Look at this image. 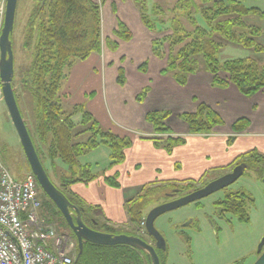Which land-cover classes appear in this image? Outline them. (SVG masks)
<instances>
[{
    "label": "trees",
    "instance_id": "16d2710c",
    "mask_svg": "<svg viewBox=\"0 0 264 264\" xmlns=\"http://www.w3.org/2000/svg\"><path fill=\"white\" fill-rule=\"evenodd\" d=\"M103 1L98 4L91 0H38L30 14V30L36 29L35 36H33V38L36 37V40L34 39L33 42V60L28 68L30 84L27 89V93L34 99L33 134L26 127L41 163L43 164V161L38 153L39 148L35 145L34 134L42 144L41 146L46 147L50 165L55 159H59L61 164L66 167L67 174L62 176L61 181L63 189L57 188L65 194L71 203L82 210L81 216L84 223L97 231L120 234L125 232L93 227L94 225L99 226V220L90 214L89 208L84 206L75 195L68 193L67 188L78 182L86 184L95 177L91 172L90 165L79 163L80 156L105 145L110 150V166L118 164L123 161L124 151L131 146V140L129 137H118L112 132L104 130L83 106H73L71 110H66L60 97L62 81L66 78L67 71L73 61L85 60L92 52L100 50L101 20L99 11ZM132 1L144 27L155 32V22L162 21L156 18L160 13L163 14L162 8L154 7L149 14L144 0ZM199 1L200 4L196 0L179 1L177 8L185 13V17L188 18L194 31L185 30L176 23V19L169 21L172 34L165 40L168 42L170 52L161 74L172 78L179 86H184L190 75L200 71L197 67L199 62L197 57H201L205 72L212 76V86L226 88L229 85H234L243 96L251 97L264 88V57L261 64L251 58L220 62L218 54L223 44L218 40L235 43L241 47L252 49L254 53H261L263 49L256 42V37L263 34V30L246 24L245 18L253 15L264 20V11L246 6L244 0ZM197 14L205 22L206 29L196 24L194 16ZM151 16H154L153 19ZM37 21H39L38 26H35ZM114 36L122 41H129L132 37L129 29L121 21L118 22ZM109 43L112 50L117 48L115 41ZM178 45L180 46L178 50L171 51ZM151 49L155 57L159 59L163 57L158 40L152 41ZM173 51L175 52L173 53ZM146 66V63L142 64L139 70L142 73L146 72ZM13 82L14 78L12 88L17 105H19V96ZM117 83L121 86L125 83L123 68L118 70ZM149 90V86L144 87L136 96V100L142 102ZM77 114L81 116L78 124L72 120V117ZM169 117H171V112L166 110L150 111L145 116L146 122L153 127V136L146 139L151 140L155 147L163 149L168 154L176 146L185 144V138L175 137L172 130L165 124ZM177 118L187 125L191 135L208 136L216 126L223 124L218 113L203 103H199L194 112L178 114ZM246 126L247 120L239 119L233 124L232 131L240 133ZM82 136L85 139H82ZM232 140L233 137H230L228 144ZM237 164L244 165V173L248 169L255 170L257 177L263 183V155L256 151H250L239 156L236 160ZM44 168L47 172L45 166ZM203 183H205L203 180L199 182L190 180L152 183L142 191L149 189L146 190L147 193H151V191L163 192V200L166 202L188 194L184 193L186 190H197L193 189L197 187L196 185L204 187ZM42 198L45 199L43 200L44 204L50 202L43 193ZM138 202L132 198L128 205L130 223L133 226H138L143 221L146 197L140 204H137ZM251 203H253V199L248 194L237 191L227 193L224 199L216 202L215 205L220 214H230L240 222H248V207ZM49 220L48 222L51 221ZM93 221L96 224H93ZM126 234L140 237L135 232ZM165 257V253L159 255L160 264H163ZM72 264H149V259L143 252L127 245L98 246L84 242L81 255Z\"/></svg>",
    "mask_w": 264,
    "mask_h": 264
},
{
    "label": "crops",
    "instance_id": "0c3cea01",
    "mask_svg": "<svg viewBox=\"0 0 264 264\" xmlns=\"http://www.w3.org/2000/svg\"><path fill=\"white\" fill-rule=\"evenodd\" d=\"M91 1L99 4L102 0ZM99 12L100 50L85 60L73 61L62 81L60 97L66 110L83 106L104 130L129 137L131 146L125 149L123 161L111 166L107 146L89 152L80 162L90 165L95 177L86 184L74 183L67 190L99 223L125 231L131 225L130 200L149 184L199 182L213 170L231 172L237 158L250 151L264 156V88L245 97L234 85L212 86V76L205 71L190 75L187 83L179 86L161 74L165 62L152 54L154 33L142 24L132 0H104ZM119 21L129 29V41L115 38ZM111 41L117 43L114 50ZM144 63L147 70L142 73L139 67ZM119 68L124 69L122 86L117 83ZM147 86L149 92L138 102L136 96ZM199 103L214 109L223 121L210 135L188 134L185 123L175 122L171 130L184 137L185 144L176 146L170 154L146 139L152 135L145 120L148 112L166 110L177 116L194 112ZM242 118L247 120L246 128L234 133L233 124ZM72 120L78 124L80 114ZM230 137L233 140L228 144Z\"/></svg>",
    "mask_w": 264,
    "mask_h": 264
},
{
    "label": "rangeland",
    "instance_id": "374dc122",
    "mask_svg": "<svg viewBox=\"0 0 264 264\" xmlns=\"http://www.w3.org/2000/svg\"><path fill=\"white\" fill-rule=\"evenodd\" d=\"M144 1L149 14L154 7L162 8L163 14L161 15L160 13L156 16V18L162 21L155 22L156 31L153 32L154 35L152 39L159 41L161 52L164 57H162L161 60L165 62L166 66L167 55L170 51L168 42L165 39L172 34L169 21L176 19V23L185 28V30L194 31V29L188 21V18L185 17V13L177 8L180 0ZM196 2L200 4L199 0H196ZM244 2L248 7L259 8L264 11V0H244ZM37 3L38 0L17 1L14 28L11 36L14 56L13 83L16 93L19 96L18 107L25 125L32 134L34 132V99L27 93V89L30 84L28 68L33 60V42L36 40V37L33 38L36 29L33 28L30 30V14ZM153 17L151 16L152 19ZM38 20L40 21V18ZM194 20L199 27L206 29L205 22L199 14L194 16ZM39 21L36 22L35 26H38ZM245 22L248 25H254L263 30V34L256 37V42L263 49L262 52L254 53L252 49L244 48L235 43L225 42L219 39L218 41L223 44L218 54V60L220 62L251 58L259 64L262 63L264 57V20L257 16L250 15L245 18ZM179 47V45L175 46L171 51L174 49L176 51ZM175 51H173V53ZM197 60H199L197 66L198 70L205 71L202 58L197 57ZM175 122L184 123L180 119H177L176 114L174 115L171 113V117L166 120L165 124L172 129L170 125ZM149 127L153 129L151 125ZM186 131L189 134L188 127ZM151 132L152 135L150 136H153V130ZM173 135L178 137L175 134ZM34 137L35 145L39 148L38 153L41 156L51 180L57 187L63 189L61 181L62 176L67 174L66 167L61 164L59 159H55L50 165L47 158L48 152H46V147L41 146L42 144H40L35 134ZM87 154L80 156L79 163L81 165H86L82 164L80 159ZM0 159L13 179L17 181L23 180L30 171L3 100H0ZM224 174H226V171L224 172L223 169L211 171L207 174V178L203 179L205 182L203 185H206L210 180L219 178ZM196 186L197 187L193 189L201 188V185ZM146 190L149 189L141 190L133 197V199L139 201L137 204H140L146 197L143 220L149 210L164 202L163 192L155 193L151 191V193H147ZM191 191L193 190H186L184 193H190ZM237 191H242L253 199V203L248 207V222H240L235 216L230 214L225 215L224 218L215 215V211H217L215 203L224 199L227 193ZM41 200V213L43 216L46 215L43 218L47 221L50 219V223H52L53 228L57 232L71 234L65 221L59 215L52 202L49 200L51 203L48 202L44 204L43 200L45 199L41 198ZM198 202V205L191 203L180 209L168 212L155 221L154 226L164 238L167 247L163 264H236V262H239L238 264H254L258 258L257 252L259 246L264 238V185L257 177L256 171L252 169L246 170L234 184ZM43 204L45 209L43 208ZM142 222L138 226H133L131 224L128 230L123 232L138 233L137 235H140L141 238L153 245V242L145 235ZM187 223H189V225L186 228L184 224ZM98 225L99 226L94 225L93 227L96 229H112L110 226L106 227L107 224L99 223ZM181 230L190 237V240L184 241V235L180 233L182 232Z\"/></svg>",
    "mask_w": 264,
    "mask_h": 264
},
{
    "label": "water",
    "instance_id": "95a60500",
    "mask_svg": "<svg viewBox=\"0 0 264 264\" xmlns=\"http://www.w3.org/2000/svg\"><path fill=\"white\" fill-rule=\"evenodd\" d=\"M17 1L18 0H6L3 27L0 34V85L2 100L5 104L8 116L18 137L30 172L36 178L37 183L43 193L59 211L60 215L76 239L78 249L76 258L81 255L84 242H88L98 246L127 245L143 252L148 257L149 264H160V258L157 251H166V242L154 226L157 218L191 203L198 202L215 192L228 188L244 174V165L237 164L231 172L210 181L204 187L192 191L177 199L163 202L162 204L149 210L144 218V230L148 236L152 237L154 245H151L138 236L129 235L126 233L111 234L97 231L89 227L82 219V210L71 203L65 194L60 191L50 180L43 164L38 157L15 99L12 88V81L14 78V56L10 37L12 36L14 28ZM93 224H96V222L93 221ZM263 248L264 238L257 252L260 253V255L254 264H264Z\"/></svg>",
    "mask_w": 264,
    "mask_h": 264
},
{
    "label": "built area",
    "instance_id": "2783aa9c",
    "mask_svg": "<svg viewBox=\"0 0 264 264\" xmlns=\"http://www.w3.org/2000/svg\"><path fill=\"white\" fill-rule=\"evenodd\" d=\"M6 0H0V34ZM2 93L0 88V100ZM35 177L13 179L0 159V264H72L74 238L57 232L42 215Z\"/></svg>",
    "mask_w": 264,
    "mask_h": 264
},
{
    "label": "flooded vegetation",
    "instance_id": "af4514ba",
    "mask_svg": "<svg viewBox=\"0 0 264 264\" xmlns=\"http://www.w3.org/2000/svg\"><path fill=\"white\" fill-rule=\"evenodd\" d=\"M41 198H42V196H41ZM175 199H177V198H175ZM172 200H174V199H172ZM194 204H196V205H198L199 204V202H197V203H194ZM216 206V205H215ZM43 208H44V204H43ZM217 208V207H216ZM42 209V208H41ZM45 209V208H44ZM215 215L216 216H218V217H220V218H224L225 217V215H228V214H220L219 213V210H217V211H215ZM189 225V223H187V224H184V227H186L187 228V226ZM182 232H180V233H182L183 235H184V241H187V240H190V237L189 236H187L186 234H185V232L183 231V230H181ZM138 234V233H137ZM145 235L151 240V242H153V245H154V241H153V239H152V237H150V236H148L146 233H145ZM186 235V236H185ZM143 239V238H142ZM149 243V242H148ZM151 244V243H150ZM161 250H158L157 252H158V255H160V254H164L165 252H160ZM239 262H236V264H238Z\"/></svg>",
    "mask_w": 264,
    "mask_h": 264
},
{
    "label": "bare ground",
    "instance_id": "6f19581e",
    "mask_svg": "<svg viewBox=\"0 0 264 264\" xmlns=\"http://www.w3.org/2000/svg\"><path fill=\"white\" fill-rule=\"evenodd\" d=\"M76 257H77V254H76V256H75V259H76ZM75 261V260H74Z\"/></svg>",
    "mask_w": 264,
    "mask_h": 264
}]
</instances>
